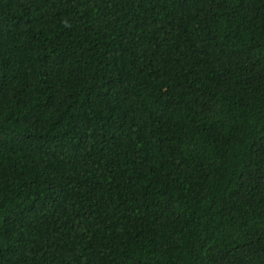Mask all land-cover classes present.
I'll list each match as a JSON object with an SVG mask.
<instances>
[{"label": "trees", "instance_id": "16d2710c", "mask_svg": "<svg viewBox=\"0 0 264 264\" xmlns=\"http://www.w3.org/2000/svg\"><path fill=\"white\" fill-rule=\"evenodd\" d=\"M0 264H264V0H0Z\"/></svg>", "mask_w": 264, "mask_h": 264}]
</instances>
